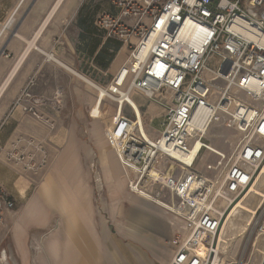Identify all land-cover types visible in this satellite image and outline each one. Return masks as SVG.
<instances>
[{"label":"built area","instance_id":"1","mask_svg":"<svg viewBox=\"0 0 264 264\" xmlns=\"http://www.w3.org/2000/svg\"><path fill=\"white\" fill-rule=\"evenodd\" d=\"M111 3L117 13L100 25L130 51L117 72L125 73L123 81L116 74L105 89L104 97L116 105L106 138L129 192L141 196L151 187L148 199L184 224L169 239L168 264H216L219 222L249 194L264 169V0ZM248 30L258 38L246 36ZM135 93L166 106L162 130L150 132ZM23 97L16 105L41 119L38 100ZM216 127L223 133H212ZM215 137L228 151L212 142ZM156 165L182 173L170 181L169 193L154 174ZM15 207L0 189V225ZM256 232L263 240L257 264H264V219ZM201 243L208 248L205 254L199 252ZM1 258L7 259L5 251Z\"/></svg>","mask_w":264,"mask_h":264},{"label":"crops","instance_id":"2","mask_svg":"<svg viewBox=\"0 0 264 264\" xmlns=\"http://www.w3.org/2000/svg\"><path fill=\"white\" fill-rule=\"evenodd\" d=\"M116 13L111 0H0V189L16 204L0 235L10 230L9 242L22 264H30V236L46 230L53 215L60 218L58 234L43 243L51 264H122L109 237L105 242L98 237L87 172L96 150L105 179L113 184L110 191L124 192L121 166L106 138L113 117L104 131L109 149L99 140L105 95L95 86L102 87L103 74L114 76L120 68L119 43L100 25ZM25 94L38 100L41 119L16 105ZM133 97L145 115L164 116L166 106ZM86 122L100 143L94 148L78 131ZM141 204L151 212L150 220L139 217L147 226L162 223L168 229L175 223L162 209ZM132 232L127 235L135 239Z\"/></svg>","mask_w":264,"mask_h":264},{"label":"rangeland","instance_id":"3","mask_svg":"<svg viewBox=\"0 0 264 264\" xmlns=\"http://www.w3.org/2000/svg\"><path fill=\"white\" fill-rule=\"evenodd\" d=\"M117 41L119 43V51L115 59H117L121 66V64L127 59L130 48L122 41ZM132 42H137L136 37L132 38ZM113 77L114 76H111L110 73L103 74L101 81L102 88L107 89L110 86ZM92 88L95 89L94 87ZM104 99L103 116L106 114L105 121L101 118L97 122L100 123L101 126L99 140L101 144L103 143V146H106L109 149L104 131L115 114L116 105L105 97ZM151 103H153V101H148V104ZM148 110H150V108H148ZM152 117L153 116H150L149 113L145 115L146 125L150 129V132L162 130L164 119L158 118L151 123L150 119ZM90 126V122L80 123L78 131L80 136L86 140L87 144L94 148V146L100 143L98 142V139H95L93 131H90ZM218 130L223 133L224 129H218L216 127L212 130V133H219ZM226 134L230 135L231 132H226ZM212 142L217 147L228 151L222 138L215 137ZM94 152H96V150H94L89 156L90 162L88 164L87 172L92 189V205L90 212L97 229L98 237L101 239L103 238L102 242H105L104 236L107 235L109 237V243L113 244L114 249L118 252V258L116 259L122 264H167L172 255L169 246V239L174 235L175 230L179 227H183V222L175 219L171 215L169 216L168 214H166L168 218H173V221L175 222L172 226H169L168 229H165L162 223L159 227L152 225L153 228L152 226L149 227L145 223L139 221V217L142 216L145 217L146 220H150L149 215H151V212L149 211L150 209L144 207L141 203L145 202L154 208H161L142 196L131 194L128 190L127 180L121 168L120 172L124 192H122V194L117 191L112 193L110 189L113 184L105 179L104 172L102 171L98 163L97 155L94 154ZM163 166H161L162 171L158 174L157 178L166 191H171L172 184L170 181L177 178V174L180 170L177 167H170L168 165ZM98 179L101 182H98ZM117 181L119 182L118 179ZM156 186L158 185L156 184ZM263 203L264 169L254 184L252 192L244 198L241 204L240 202L237 204L233 214L228 218L229 226L227 230H225V234L222 236L223 243L221 246L224 249L225 257H221V264H227L228 261H231V264H257L259 253L262 250L263 240L257 236L256 224L258 220L264 219ZM260 206H263V208L260 209ZM140 207H142V209H140ZM138 214L142 215L140 216ZM53 216V221L46 230L41 231L39 234L31 235L29 238L28 251L30 264H51L48 260V252L43 243L47 242L53 237V235L58 234L57 231L60 228V226L58 227L60 218L58 215ZM239 217L241 220L237 221ZM1 226L3 225L1 224L0 228ZM140 226H143L147 232L142 231ZM132 230V234L136 235L135 239L127 235L128 233L131 234ZM9 239L10 230L5 228L4 234L2 236L0 235V264H22L21 260L17 257V253L13 250ZM228 242L233 243L230 252L226 250ZM242 249L243 251L241 252ZM129 250L132 251V254ZM3 251H5L7 255L6 260L1 258ZM253 252H255V254H253Z\"/></svg>","mask_w":264,"mask_h":264},{"label":"bare ground","instance_id":"4","mask_svg":"<svg viewBox=\"0 0 264 264\" xmlns=\"http://www.w3.org/2000/svg\"><path fill=\"white\" fill-rule=\"evenodd\" d=\"M245 35L246 36H248V37H253V38H258V35L255 33V32H253L252 30H248V31H246V33H245ZM118 72V71H117ZM117 74V73H116ZM115 74V75H116ZM124 76H125V73L124 72H120L119 74H117V80H118V82L119 83H121L122 81H123V79H124ZM102 91V93L105 95V90H101ZM133 103V102H132ZM134 104V103H133ZM134 106H135V108H136V111H137V113H138V116H139V118H140V120L142 121V118H141V111H140V109H139V107L137 106V105H135L134 104ZM152 132H154V131H152ZM151 132V133H152ZM154 135V134H153ZM198 146L199 145H197V147L195 148V150L193 151V153H192V155H194L195 153H196V151H197V149H198ZM174 156H176V157H179L180 155L179 154H175ZM154 169H155V171H154V174L155 175H158V173L160 172V171H162V167L160 166L159 167V165H156L155 167H154ZM254 186V185H253ZM253 186H252V188H251V190H250V192H252V189H253ZM151 189L152 188H149V191H145V190H143V195H141L142 197H144L145 199H147L148 201H150V199H148L149 197L147 196V195H150V191H151ZM250 192H249V194H250ZM145 194H147V195H145ZM248 194V195H249ZM247 195V196H248ZM244 200V199H243ZM243 200L242 201H239L240 202V204L243 202ZM151 202V201H150ZM238 202V203H239ZM152 203V202H151ZM237 203V204H238ZM154 204V203H153ZM237 204H236V206L231 210V212L228 214V216H227V213H226V215L224 216V217H222V219H221V221L219 222V224H218V227L216 228V230H215V233H214V240H213V250L216 252V258H215V263L216 264H221V257L223 256V257H225V255H224V249L221 247V244L223 243V235L225 234V230H227V228H228V218H229V216L231 215V214H233V211L236 209V207H237ZM239 204V205H240ZM264 204V203H263ZM262 204V205H263ZM156 205V204H155ZM159 207V206H158ZM261 208H263V206L261 207L260 206V209ZM259 209V210H260ZM258 210V211H259ZM258 211H257V213H258ZM227 216V218H226V220H225V217ZM225 220V221H224ZM241 220V218L239 217V219L237 220V221H240ZM224 222V223H223ZM183 227H184V224H183ZM233 245V243L232 242H228V245H227V247H226V250L227 251H229L230 252V248H231V246ZM244 249V248H243ZM243 249L241 250V252L243 251ZM208 250V248H207V246L205 245V244H203V243H201L200 244V249H199V252L201 253V254H205V252ZM253 254H255V252H253ZM227 264H231V261H228L227 262Z\"/></svg>","mask_w":264,"mask_h":264}]
</instances>
